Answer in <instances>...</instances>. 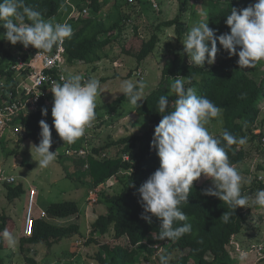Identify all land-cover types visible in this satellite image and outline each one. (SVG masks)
Segmentation results:
<instances>
[{"label":"trees","instance_id":"1","mask_svg":"<svg viewBox=\"0 0 264 264\" xmlns=\"http://www.w3.org/2000/svg\"><path fill=\"white\" fill-rule=\"evenodd\" d=\"M66 0H23V3L42 13L44 19L53 18L61 9ZM90 1L87 6H92L96 11H100L102 3L99 0ZM257 0H230L223 5H217L216 0H207L210 8L208 10L209 27L217 30V36L225 33V30L219 26V22L226 21L231 8L237 10L254 4ZM82 10V9H81ZM96 14V13H95ZM3 21H0V24ZM25 23H31L25 18ZM69 24L73 28V36L65 40L67 70L68 65L77 66L79 64H91L110 57L111 52L116 45H120V52L126 57H132L138 62H143L152 54L160 41L159 34L154 32L149 38L142 36L138 29L125 43L120 42L117 29L121 27L118 20L114 25L108 26L103 19L95 15H77L73 17ZM175 27L179 33V40L185 31L180 17L165 21L159 25L162 27ZM122 28V27H121ZM219 41H217V45ZM4 41L0 36V48H3ZM209 46L210 43H209ZM30 49V46L27 47ZM16 51L3 48V55L0 57V105L8 97L12 90H15V71L13 64L17 63V56L24 53L25 59L29 60L38 49L33 48L32 52H27L21 43ZM26 50V51H25ZM239 51V48H238ZM188 53H177L174 59L168 61L162 69V83L167 80L180 77L191 78V83H186L185 87H194L197 94L211 100L215 105L223 109L224 124L222 127V139L224 131H228L234 137H243L246 135L245 126L256 121L260 112L258 102L264 94V71L257 70L255 67H241L237 64L238 55L230 56L229 53L219 62L214 64L205 63L204 68L190 63ZM16 60V61H15ZM69 71V70H68ZM167 81V82H166ZM13 82V83H12ZM45 95L41 99L40 109L26 117L23 122L26 127V135L20 137V143L25 139H35L40 137V121L45 120L52 131L54 137L53 145L59 146L63 140L59 137L54 127V118L52 116V107L54 94L51 89L45 87ZM161 96H167L169 108L167 112L175 108L176 94L170 93L164 86L150 93L137 107L140 115L151 118V127L142 134H133L115 141L124 148L129 159L125 156L119 157H96L91 154L76 153L79 161V168H84L89 162V172L94 179V186L101 184L112 177L119 179L124 190L120 193L107 198V213L100 214L91 224V238L95 234L105 235L114 231V237L121 240L124 236L129 238L131 247L126 248L123 245L111 247L109 244H103L104 252L97 255L100 264H133L136 256L139 254L138 244H145L146 250L154 254V245L159 243H171L170 248L164 256H170L169 264H190L195 261L196 264H228L231 260L228 246L234 235L240 233L248 221L249 213H245L242 207L236 210H230L227 203L216 196L205 195L204 191L213 188L214 185H201L199 180L194 181L190 190L188 203H183L181 210L187 215V221H176L174 227L182 226L184 223H190L192 232L184 234L178 240H160L159 232L161 221L156 216H151V223L142 219L145 214L139 196L138 189L145 183L150 176L160 167V159L157 155L158 149L152 147L155 127L160 123L163 114L158 112V101ZM243 97V98H242ZM47 108V116L42 115V109ZM99 107L95 109L96 117L94 121L99 120ZM93 121V122H94ZM226 144V142H223ZM71 146L79 151L83 146L77 141ZM99 155H102L103 149H95ZM16 152V151H15ZM230 163L235 165L244 161L247 151L244 145H232L228 149ZM86 169V168H85ZM121 171L126 174L120 175ZM204 176V175H202ZM201 176V177H202ZM7 197L10 200L21 198L26 189L22 182L16 185L6 184ZM92 188V187H91ZM259 207V205H255ZM79 203L75 200H64L53 202L47 208L49 217L67 218L79 213ZM226 211L232 214L226 222L222 219ZM49 217H36L34 220L33 234L30 237L17 236V222L15 218L6 212H0V233L7 229L20 241V249L23 253L31 252L35 246L45 245L47 253L51 248L64 238L74 235L80 231L79 223L70 225H60L49 221ZM93 240V239H91ZM11 248L8 242L0 236V264H4L5 259L2 256L4 251ZM181 252L176 258L171 259L175 252ZM111 252H114L111 255ZM213 257V259H211ZM30 264H36L37 260L27 257ZM160 264V260L158 261Z\"/></svg>","mask_w":264,"mask_h":264},{"label":"rangeland","instance_id":"2","mask_svg":"<svg viewBox=\"0 0 264 264\" xmlns=\"http://www.w3.org/2000/svg\"><path fill=\"white\" fill-rule=\"evenodd\" d=\"M229 1L216 0V3L221 6ZM86 2L85 0H66L60 11L51 19L54 22L69 24L70 20L77 16V12H83L84 8L88 7L87 15L100 17L108 26L120 21L122 28L119 27L116 32L120 42L125 43L132 38L136 28L144 37L149 38L154 32H157L160 37L156 50L141 63L121 54L118 44L114 46L110 57L91 64L68 65V73L79 74L87 80L95 78L101 84L100 94L97 97L99 120L94 121L95 124L89 136L84 135L77 142L83 145L86 141L89 154L96 157H127L128 154L124 152L123 146L114 142L129 135L142 134L152 124L151 118L140 115L137 112V106L131 105L128 97L123 94V82L132 81L135 84L137 81H143L145 87L142 90V100L138 104L161 85L173 93L171 84L174 79L162 83V69L168 61L174 59L177 53L185 52L182 41L186 38L188 31L201 21L208 22L210 6L207 0H158L157 7L148 0H135L133 3L127 0H99L102 6L100 11L95 12L92 6L86 5L90 1ZM177 16L180 17L185 29L182 40H179V33L175 27L163 26L159 29L160 24ZM2 23L0 36L4 41L3 48L12 49L14 52L21 43L13 45L3 38L7 30ZM218 24L225 32L230 33V26L226 24V21ZM217 47L219 51L215 62L219 63L229 52L220 44ZM3 48H0V57L3 55ZM33 48L30 46L28 52ZM15 58L17 60V53ZM188 59L191 63L189 56ZM257 70L264 71V61L257 65ZM259 100L260 112L256 121L244 128L246 135L243 137H247V143L244 144L247 156L243 162L235 165L243 177L242 194L249 197H254L257 190L264 189V94ZM224 122L222 109L221 117L212 119L207 127L219 138L222 135ZM52 139L54 140L53 136ZM40 140L41 136L37 140L27 138L20 143V137L18 138L9 130L0 136V170L3 169L7 175L16 176L18 182H22L26 189L21 198L10 200L7 197L6 183L0 182V212L9 213L15 218L18 229L15 233L17 236H22L21 229L26 214L28 194L31 184L35 182L36 187L38 186L36 216L43 209L47 211L48 206L53 202L75 200L79 203V213L61 219L49 217V221L60 225L79 223L80 231L56 243L49 253L42 244L35 246L27 254L23 253L20 249V241L15 236L17 239L15 247L11 246L9 250L2 253L5 259L4 264H30L27 257L36 259V264H100L97 255L104 252L103 244H109L111 247L120 244L130 248L129 238L124 236L121 240H117L114 237V231L105 235L98 233L91 238L92 222L100 214L107 213V198L122 192L123 183L116 177H112L96 185L100 196L96 205L89 206L88 195L91 187L94 186V179L88 169L79 168L76 154L66 155L65 151L71 144H65L63 141L59 146H54L52 143L50 151L56 152L55 149H57L56 159L47 168H40L37 161L40 157L35 149ZM95 149H103L102 155H99ZM123 174L126 172L121 171L120 175ZM199 184L214 185L213 180L206 176L200 178ZM242 210L249 213V218L244 229L233 236L228 246L231 257L228 264H241V250L248 253L243 264H264V207H255V204L250 202L247 207H242ZM142 243L136 246L139 254L133 264H159L160 256H164L171 245V243H159L151 246L155 250L154 254H150L146 250V241ZM180 253L175 251L171 259L176 258ZM113 254L114 252H111V255ZM190 264H196V262L192 261Z\"/></svg>","mask_w":264,"mask_h":264},{"label":"clouds","instance_id":"3","mask_svg":"<svg viewBox=\"0 0 264 264\" xmlns=\"http://www.w3.org/2000/svg\"><path fill=\"white\" fill-rule=\"evenodd\" d=\"M25 18L31 23H25ZM0 21L7 30L3 38L13 45L19 42L25 48L32 46L39 53H50L54 47L62 50L64 41L73 36L70 24L44 19L40 11L26 6L23 0H0ZM226 24L230 26V33L219 36L217 30L209 27V22L203 21L188 31L182 42L191 63L201 68L205 63L214 64L219 51L217 41L230 56L238 55L237 64L241 67H255L264 61V0L240 10L231 8ZM51 62L49 59L48 63ZM60 79L62 83L54 84L51 89L53 123L65 144H73L95 120L101 84L98 79L82 80L81 75L73 73L62 75ZM186 82L190 84L191 78L178 76L171 84V92L177 97L173 111L163 114L169 108V100L167 96L159 98L158 112L163 118L155 127L152 147L158 149L160 167L138 189L139 202L145 212L142 219L151 223V216L146 215L150 213L161 221L160 240L175 241L192 232L190 223L176 227L174 223L188 220L180 206L188 203L193 183L202 175L214 183L204 194L218 197L230 210L247 207L250 202L264 207V189L257 190L254 197L242 194L243 177L229 160L230 146L246 144L247 137L237 138L226 130L222 139L212 134L207 126L212 119L221 117L222 109L198 95L194 87L186 88ZM144 87L143 81L122 84L123 94L137 107ZM47 114L48 109L43 108L42 115ZM39 123L41 140L35 146L40 157L37 161L40 168H47L55 161L57 152L50 151L53 139L49 124L43 119ZM231 214L226 211L222 219L227 222ZM0 236L12 247L17 244V239L7 229ZM247 256V251H240L241 264ZM169 260L170 256H160V264H169Z\"/></svg>","mask_w":264,"mask_h":264},{"label":"built area","instance_id":"4","mask_svg":"<svg viewBox=\"0 0 264 264\" xmlns=\"http://www.w3.org/2000/svg\"><path fill=\"white\" fill-rule=\"evenodd\" d=\"M148 1L155 7L159 6L158 0ZM127 2L133 3L135 0H127ZM88 12L89 8L85 7L83 12L79 11L77 15H81L82 13L87 15ZM61 49L58 50L54 47L50 53H39L38 50L29 60L24 58V53L17 56V63L12 66L16 73L14 77L15 90H12L0 105V136L7 130L17 135L18 138L26 135V127L23 122L24 117L40 109L41 99L46 93L45 87L52 89L54 84L62 83L61 76L67 75L69 72L67 70L65 41L61 45ZM26 50L28 52V48ZM49 59L52 60L51 63H48ZM82 80L87 79L82 78ZM94 124L95 122H92V126L86 129V137L89 136ZM55 150L57 152V149ZM65 152L68 156L76 153L89 154L88 143L85 141L79 151L70 146ZM125 158L129 159V156L127 155ZM85 168H89V162L85 164ZM0 182L11 185L18 184L17 178L13 175H7L3 169L0 170ZM99 196L98 187L93 186L88 195L89 206L96 205ZM37 198L38 190L32 187L29 190V199L22 228V236L24 237H30L33 234L34 220L37 217L35 214ZM39 213L38 217H48L46 210H41Z\"/></svg>","mask_w":264,"mask_h":264},{"label":"crops","instance_id":"5","mask_svg":"<svg viewBox=\"0 0 264 264\" xmlns=\"http://www.w3.org/2000/svg\"><path fill=\"white\" fill-rule=\"evenodd\" d=\"M13 176H14V175H13ZM15 177H16V176H15ZM16 178H17V177H16ZM34 183H35V182H33V183L31 184V188L34 187V188L37 189L38 186L36 187V185H35ZM31 188H30V189H31ZM37 190H38V189H37ZM28 195H29V194H28ZM28 199H29V197H28ZM37 199H38V198H37ZM43 210H44V209H43ZM24 217H25V215H24ZM48 217H49V215H48ZM58 219H61V218H58ZM23 224H24V221H23L22 225H23ZM79 225H80V224H79ZM22 228H23V226H22ZM21 230H22V229H21ZM21 234H22V232H21Z\"/></svg>","mask_w":264,"mask_h":264}]
</instances>
